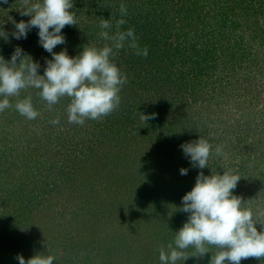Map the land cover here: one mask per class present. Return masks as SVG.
I'll use <instances>...</instances> for the list:
<instances>
[{"label": "rangeland", "instance_id": "1", "mask_svg": "<svg viewBox=\"0 0 264 264\" xmlns=\"http://www.w3.org/2000/svg\"><path fill=\"white\" fill-rule=\"evenodd\" d=\"M242 1L73 0L70 11L78 23L62 29L67 42L55 53L66 49L76 57L84 47L110 44L99 36L103 18L110 20V35L124 19L119 31L135 29L148 56L135 55L126 42L114 59L127 75L120 106L84 126L68 123L67 97L51 111L37 89L9 98L13 107L0 113V264H19L18 255L27 260L38 254L55 256L54 264H160L161 246L167 250L188 219L179 209L200 171L239 175L233 194L244 207L264 210V41L259 57L255 51L240 55L234 50L232 55L231 49L224 60L220 52L202 55L208 46L201 29L208 21L213 25L220 7L238 15L235 23L227 19L234 38L252 23H242L247 15H240ZM121 3L128 9L123 17ZM149 3L171 10L152 14ZM22 10L20 0H0V30L7 34V41L0 38V56L9 61L19 47L40 64L43 75L52 56L39 44V30L32 28L26 39L12 36L15 23L31 19ZM195 10L206 14L196 23ZM257 18L264 26V14ZM144 20L150 22L146 28L139 26ZM249 39H241L242 44ZM27 96L40 113L35 120L14 108ZM142 114L155 118L144 122ZM57 117L60 124L54 126L50 121ZM200 137L224 152L203 170L192 167L180 147ZM182 168L187 175L180 174ZM140 200L149 205L140 206ZM187 253L196 255L193 248ZM211 253L188 260L200 264Z\"/></svg>", "mask_w": 264, "mask_h": 264}, {"label": "clouds", "instance_id": "2", "mask_svg": "<svg viewBox=\"0 0 264 264\" xmlns=\"http://www.w3.org/2000/svg\"><path fill=\"white\" fill-rule=\"evenodd\" d=\"M7 3L8 0H2ZM22 16L31 17L24 22L15 23L13 38L26 39L32 28H37L39 44L50 53L46 60L43 75H39L40 64L17 47L9 61L0 56V113L13 107L10 97H19L22 91L37 89L40 98L51 111L61 99L67 97L68 123L84 126L86 120L100 121L112 114L121 103L120 92L127 83V75L114 63L116 54L127 46L135 55L147 58L148 48H140L135 31H119L126 23L124 19L116 22L117 31L110 35V20L101 19L99 36L109 41L102 48L84 47L76 57H70L67 50L55 53L58 45L66 43L62 35L65 26H76L78 18L73 8V0H20ZM121 16L128 14L127 6L120 5ZM51 29V30H50ZM0 38L7 41V34L0 30ZM15 110L28 120H35L40 113L34 108L32 97L18 100ZM155 118L141 115L146 122ZM59 125L60 118L50 121ZM181 149L194 168H209L213 157H223V147L213 145L200 137L198 140L182 144ZM188 169H180L181 175H187ZM241 178L239 175L224 171L223 174L204 175L200 171L194 187L182 197L179 211L188 213V219L167 245L159 250L160 264H178L191 257L203 258L211 253L210 248L219 249L211 253L208 264H241L242 260L255 258L264 260V210L254 212L244 207L242 198L233 194ZM256 225H260L261 231ZM193 248L196 255H189ZM19 264H54L53 255H35L25 260L22 255L16 257Z\"/></svg>", "mask_w": 264, "mask_h": 264}, {"label": "trees", "instance_id": "3", "mask_svg": "<svg viewBox=\"0 0 264 264\" xmlns=\"http://www.w3.org/2000/svg\"><path fill=\"white\" fill-rule=\"evenodd\" d=\"M261 1H262V4H260V3L256 4V3H254V0H247V1L245 0V1L241 2V13H240V15H241V17H244V15L247 14L245 16V18H243L244 20L242 21V23L245 24V22H247V21L248 22L252 21V23H249L248 25H246V27L240 31L239 36L237 35V37H235V38L233 36L234 35L233 31H231V29H229L230 27H227V19L230 18L232 23H235V22L239 21L238 15L236 16V18H237L236 19L234 17L235 15H230L231 11H228L229 9H225V8L223 9L220 7L219 10H221V14L215 13L214 15H212V16L216 15L215 16L216 18H213L215 20L213 25L211 24V22L208 21L207 27L201 29V32L204 31L203 34L207 35L203 39V40H205L204 46H208L207 47L208 49L202 50L203 51L202 55L209 54L208 56H210V55L216 56L218 54V52H220L219 58L224 60L228 56L226 53L229 52V49H231L230 51H231L232 55H234V53H232V51L234 52V50H236V53H240V55L245 54V53L252 54V52L255 51V55L257 57H259L258 51H261V48L263 47V44L261 41H264L263 40L264 26L261 25V20H259V18H257L258 14H261V15L264 14V11H263L264 0H261ZM148 7L152 8V14H154L156 11H159V9H161L160 13H162V14H166V12H167L166 9L171 10L167 5H165V4L163 5L162 3L161 4L149 3ZM189 8H191V6H189ZM215 10H217V8ZM211 13H213V11ZM192 14L190 16L194 17V15H192ZM194 14H195V19H194L195 23L200 22L201 18H203V16L206 15L205 13H202V11H198V10L197 11L195 10ZM218 16H219V19L217 20ZM147 24H150V22L144 20V22L141 23L139 26L142 25L143 26L142 28H146ZM240 24H241V22L239 23V25ZM237 27H236V29H237ZM193 29L198 31V27H196V26ZM137 34H138V32H137ZM246 36L250 37V39H249L250 41L247 40L245 43L242 44V40ZM256 40H257V42H256ZM66 42H67V40H66ZM257 94L258 95H256V96H259L260 92H258ZM189 121L192 122V118L189 119ZM192 127H193L194 131L197 130L195 127V124L193 122H192ZM260 133H262V132H260ZM198 137H196V139ZM238 140H239V142L242 141L241 135H240V138ZM253 142L254 141H252L250 144H252ZM234 144H236V143L234 142ZM238 145L239 144H237L236 146L238 147ZM236 146H234V148ZM146 181H147V183H149V182H151V179H147ZM148 186L149 185H147V187ZM155 186H156V184H155ZM153 188H154V186H153ZM139 203H140V206H142L143 204L149 205L148 202L143 203L141 200ZM189 259H191V258H189ZM207 262L208 261L205 260L203 262H200V264H208ZM193 263L194 262H190V260H188V264H193ZM241 263L242 264H264V260L258 261L255 258H251L250 260H247V263H245L244 261H241Z\"/></svg>", "mask_w": 264, "mask_h": 264}]
</instances>
